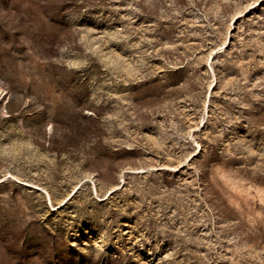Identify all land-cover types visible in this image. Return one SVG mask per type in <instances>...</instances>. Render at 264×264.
I'll return each instance as SVG.
<instances>
[{"label":"rangeland","instance_id":"rangeland-1","mask_svg":"<svg viewBox=\"0 0 264 264\" xmlns=\"http://www.w3.org/2000/svg\"><path fill=\"white\" fill-rule=\"evenodd\" d=\"M0 264H264V0H0Z\"/></svg>","mask_w":264,"mask_h":264},{"label":"bare ground","instance_id":"bare-ground-1","mask_svg":"<svg viewBox=\"0 0 264 264\" xmlns=\"http://www.w3.org/2000/svg\"><path fill=\"white\" fill-rule=\"evenodd\" d=\"M61 204V203H60Z\"/></svg>","mask_w":264,"mask_h":264}]
</instances>
